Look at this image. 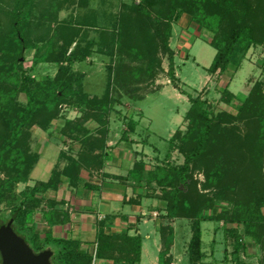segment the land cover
Segmentation results:
<instances>
[{
  "label": "rangeland",
  "instance_id": "374dc122",
  "mask_svg": "<svg viewBox=\"0 0 264 264\" xmlns=\"http://www.w3.org/2000/svg\"><path fill=\"white\" fill-rule=\"evenodd\" d=\"M17 1L0 0V41L9 32L11 15L18 5ZM140 1L142 0H32L22 8L24 31L35 45L26 54L24 61L26 73L37 80H46L59 73V64L55 62L36 64L34 56L45 53L49 47L57 49L63 43V33H67L71 27L74 34L70 38H74L75 42L71 45L68 54H71L73 49H78L81 50L82 57L65 62V65L70 67L71 74H84L82 84L86 98L73 97L71 103L61 104L59 116L52 119L47 129L38 125L29 128V153L37 154L39 161L35 163L28 178L18 182L14 193L8 194V200L0 204V218H4L11 212L7 202L23 199V195L50 177L54 166L62 167L63 163L67 164V160L59 158L62 150L77 157L78 153L84 149L82 144L73 138L77 131L76 134L72 133L71 137L68 136L67 133L71 135L68 130L70 122L80 123L87 130L85 133L81 131L80 134L89 136L87 138L89 142L98 144L99 148L94 150L95 153H100L103 149V153L109 155L111 150L109 151L107 141L111 143V149H114L124 142H129L131 138L136 141L135 144L139 143L135 146L137 151H142L143 158L148 156L147 163L152 166L178 165L180 161L183 163L184 157L176 147L170 146L169 151L173 152L166 155L169 138L177 130L184 133L188 128L185 115L190 107V101L181 89L186 90L193 97L201 95L207 99L213 119L218 120V117L221 119L218 120L219 126L212 142L217 147L221 146L222 152L221 155L219 151L218 155L210 156L207 168L204 166L205 168L195 171L194 178L198 181L199 190L207 196L214 195L216 192L217 188L214 186L211 190L204 188L203 185L208 176L215 182L221 181L222 187L228 190L230 181L232 182L233 179L242 181L237 185V192L229 193V191L220 190L224 192L220 194V197L223 196L224 199L219 202L220 204L217 203L221 205L219 211L235 206L236 202L248 203L255 193L264 194V167L255 170V166L253 167V164L247 161L248 155L253 156L258 150L264 151V142L261 144L259 138L261 125L258 123L259 120L264 124V118L249 110L243 114L241 112L243 102L253 89L262 87L264 93V43L253 44L245 53L242 50L238 51L236 70H233L236 65H232L230 71L218 70L211 73L208 68L216 54V49L210 45V42L213 41L217 29H209L210 24L200 20L202 10L189 13L180 9L173 22L170 38L180 86L177 88L168 76V56L160 50L151 52L143 41L139 29L132 25L127 27V22L121 21V12L127 11L123 8L124 3L132 4ZM121 26H124L123 35L120 31ZM0 56H2L1 53ZM154 56L155 59L161 58L162 68L156 67L158 72L155 77H152L149 69ZM119 64L124 65L121 72L123 74L116 82V68ZM3 76L7 77L5 74ZM7 83L9 89H14L13 81L10 80ZM109 83H111L110 87ZM225 89L229 92L224 94ZM106 96L114 101L108 113L101 112L104 110L100 107L95 108L94 105L97 103H93L94 105L88 103L95 97ZM26 103V95L17 94L13 105L14 112L25 107ZM224 114H230L231 118ZM220 115L224 116L220 117ZM140 121L143 130L140 129L139 133L136 132L134 136L127 137V131L137 127ZM159 135L161 137H158ZM160 138L167 145L158 142ZM102 142L106 143L102 144ZM156 142L161 150L158 154V162L155 164V156L148 146H155ZM161 145L165 148L163 149ZM239 154L243 157L239 158ZM255 157L260 159L259 156L255 155ZM261 160L264 161V156ZM67 181L65 179V183ZM245 182H248V185ZM250 183H252L251 186H249ZM256 187L257 192H255ZM61 188L65 186L62 185ZM58 193L57 195H60L61 192ZM54 194L56 192L53 191L47 193L49 197H54ZM37 195L43 197V203L35 213L34 224L36 231L44 237L51 226L44 221L43 213L50 206L45 195L42 196L41 193ZM231 197L232 202H229ZM262 211L264 213V206ZM52 214L57 216L56 211ZM190 225L191 222L184 223L183 228L188 230ZM215 225H217L215 221H207L203 225L205 252L208 253H211L212 231ZM208 226L210 232L207 231ZM219 234V239H222V233L219 232ZM230 240L233 243V239ZM247 241H249L248 248L242 258L252 264H261V261L264 264V247L261 248L258 245V256H252V253L255 254V247L251 246L253 244L251 239ZM229 243L226 249L230 257L234 247ZM223 245L221 243L222 248H224ZM145 247L147 252L145 251L142 263L151 264V260L157 255V246L149 239ZM50 248L53 251L56 249L54 246ZM222 251V249L216 250L215 256L220 258L223 255ZM182 261L181 264H190L187 253ZM94 263L96 264V260ZM0 264H2L1 257Z\"/></svg>",
  "mask_w": 264,
  "mask_h": 264
},
{
  "label": "trees",
  "instance_id": "16d2710c",
  "mask_svg": "<svg viewBox=\"0 0 264 264\" xmlns=\"http://www.w3.org/2000/svg\"><path fill=\"white\" fill-rule=\"evenodd\" d=\"M30 1L32 0L17 1L18 5L11 15L9 32L0 41V53L2 54L0 56V204L8 200V194L14 193L18 182L28 178L35 163L39 161L37 154L29 153V128L38 125L47 129L52 119L59 116L61 104L71 103L73 97L86 98L82 84L84 74H71L70 67L65 65V62L82 57L81 50L78 49H73L71 54H68L71 45L75 42L74 38H70L74 34L71 27L67 33H63V43L57 49L49 47L45 53L34 56L36 64L47 62L59 64V73L46 80H37L26 73L24 67L26 54L35 45L24 31L22 8L26 7ZM123 8L127 10V13L121 12V21L127 22V27L132 25L139 29L143 41L151 52L160 50L168 56V76L177 88L180 86L175 71V53L170 47V38L173 22L180 9L189 13L202 10L200 20L203 23H209V29H217L213 41L210 42V45L216 49V54L208 68L211 73L218 70L230 71L231 66H235L236 60L239 59L238 51L242 50L245 53L253 44L264 43V0H142L132 4L124 3ZM121 27L120 31L123 35L124 26ZM123 66L119 64L116 68V82L122 77ZM156 67L162 68V61L161 58L155 59L154 56L149 69L152 77H155L158 72ZM237 67L236 65L233 70ZM3 74L7 77L4 78ZM10 80L14 83L12 90L9 89L7 83ZM110 85L111 83L109 87ZM181 92L186 94L190 101V107L185 115L188 128L184 133L177 130L169 139V143L171 148L176 147L183 155L184 162L178 165H158L156 170L149 171L144 176L145 163L139 160L135 162V166L127 176L136 180L155 181L162 189V199L167 203L164 216L169 223L160 226L164 249L159 254V264H170L171 262L169 254L175 236L171 222L176 218H185L191 222L192 237L188 246L190 264H199L204 257L202 224L206 221H215L224 228L229 236L228 239H233V260L246 264L245 259H241V253L247 251L248 239L261 248L264 247V213L262 211L264 194L255 193L248 203L236 202L235 206L219 211L221 205L217 203L224 199L223 196L220 197L223 192L220 190L229 191V193L237 192V185L242 181L233 179L232 182L230 181V186L228 185V190L222 187L221 181L218 180L220 183L215 182L207 175L204 188L211 190L214 186L217 188V193L207 196L199 190L198 181L194 178L195 171L204 166L207 168L210 156L218 155L219 151L221 155L222 152V147H217L212 142L219 126L218 120L221 119L219 117L218 120L213 119L207 99L201 95L193 97L184 89H181ZM227 92L229 90L225 89L224 94ZM19 93L26 95L27 103L25 107L14 112L13 105ZM113 102V99L108 96L95 97L88 101L90 105L97 103L94 105L95 108L100 107L104 110L101 111L103 113L109 112ZM241 109L242 114L249 110L264 118L262 87L252 90ZM224 115L231 118L230 114ZM258 123L261 125H259L261 127L259 138L262 144L264 124L259 120ZM68 130L71 133V135L67 133L70 137L72 133L78 132L73 135V138L79 141L84 149L78 153L77 157L62 150L59 158L67 160V164L62 169L60 166H55L49 179L33 187L29 193L23 195V199L7 202L11 207V212L2 218L3 221L13 218V226L17 233L23 236L36 252L51 249L50 246H54L56 249L53 251L52 262L55 260L53 264H95V260L96 264H99L100 260H112L114 264H140L141 236H132L128 233H106L104 230L105 224L108 223L106 217L101 220L96 246L86 249L82 247L80 240L57 238L53 236L52 231H47L43 237L36 231L34 216L43 203V197L38 196V193L43 196L51 188L58 189L64 182V177L68 180L69 186H78L83 168L102 167L104 162L110 159V155L103 153V149L100 153L94 152L98 144L89 142L87 140L89 136L80 134L81 131L87 132L80 123L70 122ZM105 143L102 142V144ZM255 155L260 159L258 160ZM241 156L239 154V158ZM263 156L264 151L259 152L258 150L253 156L248 155L247 161L257 170L259 167H264V161L261 160ZM223 159L225 160V157ZM245 184L248 185V182ZM255 192H257V187ZM48 200L50 207L43 213L45 221L51 226L66 221L65 216L63 217L61 213L57 214L56 201ZM230 200L229 202H232V197ZM53 211H56L57 216L52 214ZM221 222L223 225H220Z\"/></svg>",
  "mask_w": 264,
  "mask_h": 264
},
{
  "label": "crops",
  "instance_id": "0c3cea01",
  "mask_svg": "<svg viewBox=\"0 0 264 264\" xmlns=\"http://www.w3.org/2000/svg\"><path fill=\"white\" fill-rule=\"evenodd\" d=\"M140 129L143 130L141 121L137 124V127L131 128L129 132L127 131V137L128 135L134 136L136 132L141 131ZM158 137H161V135ZM129 140V142H124L121 146H117L114 149H111V143L107 141L110 147L109 151L111 150L110 159L106 160L102 167H98L99 169L93 168L94 171L91 170L92 168H83L78 186H69L68 181L65 183L66 178L64 177L62 185L65 188H61V185L56 190L51 188L46 192L45 198L56 201L57 214L61 213L66 220L53 226L48 223L51 226L48 231H52L53 236L57 238L80 240L82 247L86 249L96 246L101 220L106 217L108 219V223L104 227L106 233H128L132 236H141L140 264H143V257L147 250L145 247L146 243L149 239L152 240L153 244L157 246V255L151 260V264H159V254L164 249L160 226L169 223L164 216L167 203L162 199V189L155 181L148 182L144 179L136 180L133 177H127L135 166V162L139 160L145 163L144 176L149 171L156 170L155 166L147 163L149 157L143 158L141 157L142 151H137L135 146L139 145V143L135 144L136 141L131 140V138ZM158 142L166 144L161 138ZM158 142H156L155 146H148L152 149V153L155 156V164L158 162V154L161 150L157 145ZM161 147L165 148L162 145ZM169 149L170 143L167 147L166 155L173 152L169 151ZM181 162L178 164H182ZM65 164L63 163L60 168L62 169ZM50 191L56 192L54 197L47 195ZM58 192H61L60 195H57ZM187 222L190 221L185 218H176L171 222L175 236L169 254L170 264H181L186 253L189 257L188 246L192 237V229L191 225L190 229H188L189 231L187 228H183L184 223L187 224ZM152 223L153 225H150ZM204 223L202 224V229L204 228ZM216 224L212 231L213 244L211 253L205 252L206 248L202 237L204 257L199 264H229L231 262L233 264H243V262L234 261L232 253L229 257L226 248L227 243L230 242L232 244V242L228 239L229 236L224 228L219 226L217 222ZM220 225H223V223L221 222ZM207 231L210 232L209 226ZM219 232L222 233V239H219ZM221 243L224 244V248L221 247ZM253 245L255 254L252 253L251 255L256 257V255L258 256L259 247L255 242L251 246L253 247ZM219 249L223 250V257L217 258L215 256L216 250ZM244 255L245 253L242 252L241 259H244L242 258ZM177 257L179 258L178 260ZM245 262L246 264H252L247 260ZM99 264H114V262L112 260H100Z\"/></svg>",
  "mask_w": 264,
  "mask_h": 264
},
{
  "label": "water",
  "instance_id": "95a60500",
  "mask_svg": "<svg viewBox=\"0 0 264 264\" xmlns=\"http://www.w3.org/2000/svg\"><path fill=\"white\" fill-rule=\"evenodd\" d=\"M11 218L0 224V256L2 264H53V250L36 252L26 239L19 235Z\"/></svg>",
  "mask_w": 264,
  "mask_h": 264
},
{
  "label": "flooded vegetation",
  "instance_id": "af4514ba",
  "mask_svg": "<svg viewBox=\"0 0 264 264\" xmlns=\"http://www.w3.org/2000/svg\"><path fill=\"white\" fill-rule=\"evenodd\" d=\"M9 220H6V221H3L2 218H0V224L3 225V224H6ZM1 257V256H0Z\"/></svg>",
  "mask_w": 264,
  "mask_h": 264
}]
</instances>
